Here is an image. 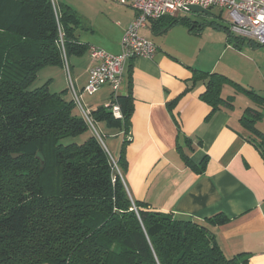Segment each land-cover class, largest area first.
Wrapping results in <instances>:
<instances>
[{"label":"trees","instance_id":"1","mask_svg":"<svg viewBox=\"0 0 264 264\" xmlns=\"http://www.w3.org/2000/svg\"><path fill=\"white\" fill-rule=\"evenodd\" d=\"M165 17L167 28L190 23ZM81 24L70 6L52 0H0V264H246L244 255L227 257L208 226L224 224L225 215L199 222L131 198L120 174L127 167L130 93L117 98L122 118L104 105L92 111L96 122L124 132L117 168L93 132L77 140L91 128L68 87L53 92L48 80L31 88L41 69L65 68L87 50ZM210 24L240 41L229 25ZM193 79L207 83L208 118L233 106L221 95L225 84L264 106V97L224 74L193 69ZM262 116V109L247 108L241 121L264 156L256 125Z\"/></svg>","mask_w":264,"mask_h":264},{"label":"crops","instance_id":"2","mask_svg":"<svg viewBox=\"0 0 264 264\" xmlns=\"http://www.w3.org/2000/svg\"><path fill=\"white\" fill-rule=\"evenodd\" d=\"M112 1L88 0L89 23L73 6L60 3L79 15V41L87 50L72 55L68 67H45L51 70V91L67 89L64 82L57 89L56 74L64 81L65 69L74 71L78 89L85 87L93 65L91 47L121 53L124 33L138 13L129 4ZM187 13L176 17L189 20ZM168 18L149 19L140 29L155 43L154 57H135L125 66L121 94L130 93L133 112L124 182L133 200L175 217L206 222L225 215L224 224H208L223 253L229 258L244 255L246 264H264V156L241 121L247 108L262 109L256 125L264 133V106L240 101L237 97L244 91L225 84L221 95L233 106H223L208 118L212 107L203 98L207 83L193 79V69L218 72L264 97V44L242 36L232 42L224 29L194 21L167 28ZM196 40L199 57L189 54ZM111 97L112 88L105 85L92 95L85 93L84 102L94 111ZM98 123L115 130L123 142V131ZM122 142L114 146L115 161ZM183 154L197 167L188 165Z\"/></svg>","mask_w":264,"mask_h":264},{"label":"built area","instance_id":"3","mask_svg":"<svg viewBox=\"0 0 264 264\" xmlns=\"http://www.w3.org/2000/svg\"><path fill=\"white\" fill-rule=\"evenodd\" d=\"M120 2L129 4L138 13L124 33L121 53L115 55L98 47H91L93 65L89 70L87 84L80 90L72 78L68 83L69 91L81 116L107 151L101 134L95 127L97 122L92 110L85 104L83 97L85 93L92 95L103 86L110 85L112 97L104 106L116 118L123 117L117 98L121 94L127 62L135 57L153 58L155 55V43L140 34V29L146 26L149 19L176 16L181 11H189L190 5H200L207 9L220 6L228 11V25L233 33L264 44V0H120ZM65 67H68L67 61ZM113 162L117 167L114 159Z\"/></svg>","mask_w":264,"mask_h":264},{"label":"rangeland","instance_id":"4","mask_svg":"<svg viewBox=\"0 0 264 264\" xmlns=\"http://www.w3.org/2000/svg\"><path fill=\"white\" fill-rule=\"evenodd\" d=\"M55 6L60 7V3L64 2V3H68L71 6H73L83 17V21L84 23H89V16L92 14V12L90 11L89 7H88V0H52ZM113 3H117V0H113ZM211 14H203V13H198V12H194L189 10L188 13L186 14V16H188L189 22L192 23V21L197 22V23H203L206 24L207 26H210V23H228L229 19H228V11L227 9H225L224 7H220V6H216L213 7L211 9ZM105 20V19H104ZM106 23H109L107 20H105ZM114 27V26H113ZM232 42L235 41V37H232ZM201 44L199 42V40H196V42L194 43V46H192V48L190 49L191 51H189V54H192L194 57H199L200 53H201ZM52 67V66H49ZM46 70L40 71L39 75L37 77V79L35 80V82L32 84L31 88H35L38 86L43 85L45 82H47L48 80V74L50 68H44ZM64 71V76L63 78L65 79L64 81H62V75L60 74H56L57 76V89L61 88L60 86L63 85L62 82H64V88H66V86L68 87V83L70 78L74 79V71H70V70H63ZM53 90V89H52ZM54 92V91H53ZM85 95V94H84ZM84 98V97H83ZM238 99H240V101H244V102H248L250 104H253V99L250 98V96H248L247 93L242 92L238 97ZM96 129L100 132L101 137L108 149L109 155L111 157V160L113 161V158L117 159V155L114 151V146H117L119 143L122 142V137L121 135L117 134L115 132V130L113 129H109L107 128L105 125L103 124H99L98 122L95 124ZM94 133L93 129L91 128V130H89L87 133H85L84 135L78 137V141H82L85 137H87L88 135H90V133ZM121 177L122 176V172L120 171Z\"/></svg>","mask_w":264,"mask_h":264},{"label":"water","instance_id":"5","mask_svg":"<svg viewBox=\"0 0 264 264\" xmlns=\"http://www.w3.org/2000/svg\"><path fill=\"white\" fill-rule=\"evenodd\" d=\"M189 9L194 12L203 13V14H211V9L204 8L200 5H190ZM125 93H123L124 95ZM18 154H13V157H17Z\"/></svg>","mask_w":264,"mask_h":264}]
</instances>
